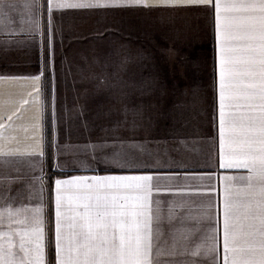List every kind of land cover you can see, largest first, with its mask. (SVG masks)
<instances>
[{
    "label": "crops",
    "instance_id": "1",
    "mask_svg": "<svg viewBox=\"0 0 264 264\" xmlns=\"http://www.w3.org/2000/svg\"><path fill=\"white\" fill-rule=\"evenodd\" d=\"M13 2L18 6L8 9L0 22V77H32L43 71L44 157H4L0 193L14 207L43 203L47 264L55 259L51 240L57 179L145 174L159 177L160 187L170 189L153 197L159 201L160 216L153 249L157 264H207L191 254L208 228L206 221H198L209 197L198 189L211 177L219 202L222 177L247 174L219 168L213 11L200 6L53 9L49 28L46 0H38L35 12L24 7L26 0ZM137 12L147 14L146 25L162 26L160 34L155 31L158 38L149 37L143 44L146 48L138 44L140 27L145 25ZM107 13L115 14L113 20L110 16L116 30L115 60L136 59L147 51L151 58L173 59L180 66H92L91 56L103 61L107 53ZM125 14L132 25L123 30L117 23ZM32 20L39 21L38 31ZM123 34L130 37L126 50L120 47ZM94 41L97 44L91 48ZM35 97L30 80L0 79V131L6 150H37L40 102ZM110 155L113 160L107 159ZM29 160L35 161L34 166ZM50 172L61 174L51 186ZM40 176L42 183L35 179ZM182 233L187 239H179ZM220 254L223 264L222 246Z\"/></svg>",
    "mask_w": 264,
    "mask_h": 264
},
{
    "label": "snow or ice",
    "instance_id": "2",
    "mask_svg": "<svg viewBox=\"0 0 264 264\" xmlns=\"http://www.w3.org/2000/svg\"><path fill=\"white\" fill-rule=\"evenodd\" d=\"M48 25L53 9L178 8L213 11L218 50L219 168L247 174L222 177V200L211 183L199 191L209 197L198 223L208 228L192 255L207 264H264V0H46ZM18 5L0 0V22ZM38 11V0H26ZM36 30L39 21L32 20ZM2 27V24H0ZM43 71L27 79L39 100L37 150H6L4 157H44ZM10 120L11 117H8ZM3 126L0 125V128ZM34 166L35 161L29 160ZM42 183V176L35 177ZM153 175L73 176L55 181L51 244L54 264H157L153 258L160 216L154 194L162 189ZM43 188L39 190L42 197ZM0 193V264H47L45 212L14 207ZM7 228V230H5ZM180 240L187 239L182 233ZM179 242V241H178ZM34 245V247L32 246ZM159 252H157V256ZM193 264H200L194 261Z\"/></svg>",
    "mask_w": 264,
    "mask_h": 264
},
{
    "label": "rangeland",
    "instance_id": "3",
    "mask_svg": "<svg viewBox=\"0 0 264 264\" xmlns=\"http://www.w3.org/2000/svg\"><path fill=\"white\" fill-rule=\"evenodd\" d=\"M135 15H138L139 19L140 18L143 19L142 22L144 23L145 26H143V27L141 26L140 27V33L138 35V44H139V46H142L143 48H146V46L143 45V44L144 43H149L148 41L151 39L149 37L158 38V36L155 35V31H158V33L160 34L161 31H162V26L160 24H158L157 25L158 27L154 28L152 26L146 25L148 20H147V17H146L147 14L145 12H137V14H135ZM110 16L112 17V20H113L115 14L112 13V15H111V14L107 13L108 26H107L106 32H105V34H106L105 39H106V50H107V53H106L105 59L103 61H101V59L97 61V60H93L92 56H91L90 64L92 66L122 67V66H132V65L135 66L137 64H138V66H135V67L180 66L179 61H176V60H173V59L164 60V59L151 58V57H153L152 54L151 53L150 54L147 53V51L144 52L143 54L138 55V58H136V59H132V58L129 59L128 58V59H125V60H123V59L115 60L114 59V50H115V45L114 44H115V40H116V30H115L114 22H112V24H111ZM122 17H123L122 18L123 20L121 22H118L117 25L119 26V28L124 27L123 30H125L127 26H131L132 25L131 24V20L132 19H130V15L129 14L122 15ZM151 23H153V21H151ZM147 24H150V23H147ZM140 25H142V24L140 23ZM118 30L120 32V29H118ZM130 31H131V29H128V32H130ZM94 34H92V40H93ZM100 36H103V34L100 35ZM122 40H123V41H121L122 45L120 47H124L125 50H126L127 49V43L125 45V42L126 41L129 42L130 41V37L129 36L127 37L125 34H123ZM135 40H136V37H135ZM96 42L97 41L92 42L91 48H93L95 46V44H97ZM129 44H130V47H132L131 43H129ZM133 47H134V45H133ZM117 54H120V51ZM149 55H150V58H147V56H149ZM117 57H118V55H117ZM112 95H113V93H112ZM108 113H109V111H108ZM113 158H114L113 155L112 156L111 155L107 156V159L113 160Z\"/></svg>",
    "mask_w": 264,
    "mask_h": 264
},
{
    "label": "trees",
    "instance_id": "4",
    "mask_svg": "<svg viewBox=\"0 0 264 264\" xmlns=\"http://www.w3.org/2000/svg\"><path fill=\"white\" fill-rule=\"evenodd\" d=\"M58 175H61V174H56V173H52V172L49 173L48 179L50 181V186H51L52 180Z\"/></svg>",
    "mask_w": 264,
    "mask_h": 264
}]
</instances>
